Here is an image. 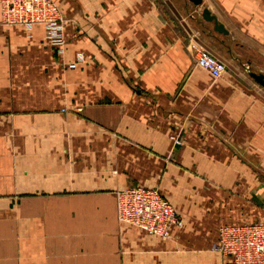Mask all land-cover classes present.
Listing matches in <instances>:
<instances>
[{"label":"crops","instance_id":"obj_1","mask_svg":"<svg viewBox=\"0 0 264 264\" xmlns=\"http://www.w3.org/2000/svg\"><path fill=\"white\" fill-rule=\"evenodd\" d=\"M54 1L60 49L0 22V264H233L211 254L218 228L264 221V88L247 73L264 76V0ZM135 186L183 226L119 222Z\"/></svg>","mask_w":264,"mask_h":264},{"label":"built area","instance_id":"obj_2","mask_svg":"<svg viewBox=\"0 0 264 264\" xmlns=\"http://www.w3.org/2000/svg\"><path fill=\"white\" fill-rule=\"evenodd\" d=\"M0 22L27 30L43 25L49 45L60 49L64 44L65 19L54 0H0ZM194 63L212 79H220L226 72L225 64L201 47L194 50ZM116 201L117 220L148 234L168 238L173 227L183 226L181 216L156 189L135 186L119 190ZM217 235L215 251L233 264H264V221L222 225Z\"/></svg>","mask_w":264,"mask_h":264},{"label":"water","instance_id":"obj_3","mask_svg":"<svg viewBox=\"0 0 264 264\" xmlns=\"http://www.w3.org/2000/svg\"><path fill=\"white\" fill-rule=\"evenodd\" d=\"M192 5L195 7L201 6L202 5V0H188ZM201 18L209 23H212L213 29L215 32L220 33V34H226V31L224 30L223 26L218 23L217 19L215 16L211 15L209 10L207 8H204L201 12ZM247 73L249 76L261 87L264 88V76L260 73H256L251 71L249 68L247 69Z\"/></svg>","mask_w":264,"mask_h":264},{"label":"rangeland","instance_id":"obj_4","mask_svg":"<svg viewBox=\"0 0 264 264\" xmlns=\"http://www.w3.org/2000/svg\"><path fill=\"white\" fill-rule=\"evenodd\" d=\"M210 251H212L211 254H217V255H220L219 253H217V252L215 251L214 247H213ZM214 252H216V253H214ZM220 256H221V255H220Z\"/></svg>","mask_w":264,"mask_h":264}]
</instances>
